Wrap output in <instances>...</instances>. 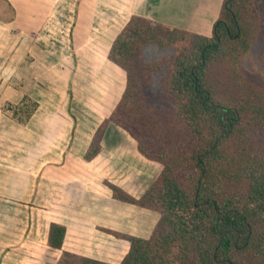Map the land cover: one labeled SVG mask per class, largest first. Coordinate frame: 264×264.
Masks as SVG:
<instances>
[{
    "label": "trees",
    "instance_id": "trees-1",
    "mask_svg": "<svg viewBox=\"0 0 264 264\" xmlns=\"http://www.w3.org/2000/svg\"><path fill=\"white\" fill-rule=\"evenodd\" d=\"M260 29L252 0H224L211 37L133 16L114 40L108 59L126 73V88L84 160L101 153L114 124L137 141L143 157L163 166L139 199L106 185L115 200L160 214L148 239L112 232L129 242L119 264H264V90L242 72ZM148 46L175 48L167 91L184 127L178 135L160 127L141 101L140 64ZM160 65L144 64L148 73ZM38 108L25 94L1 111L26 126ZM66 232L50 225L49 248L61 252L57 264H110L64 251Z\"/></svg>",
    "mask_w": 264,
    "mask_h": 264
},
{
    "label": "crops",
    "instance_id": "crops-1",
    "mask_svg": "<svg viewBox=\"0 0 264 264\" xmlns=\"http://www.w3.org/2000/svg\"><path fill=\"white\" fill-rule=\"evenodd\" d=\"M223 4L224 0H0V264L57 262L61 252L48 245L53 223L67 229L64 251L114 264L79 252L96 242L115 249L119 244L95 231L93 214L85 212L95 204L87 198L92 200L89 195L103 189L98 178L134 169L132 158L140 154L128 135L111 124L101 153L91 162L84 160L96 130L112 111L103 107V96L97 102L91 97L93 83L86 84V76L122 74L108 55L133 16L211 37ZM105 83L110 101L119 85L114 80ZM25 94L39 108L21 126L1 107L19 104ZM119 186L134 197L144 193L130 191L131 183ZM122 243L127 253L129 242Z\"/></svg>",
    "mask_w": 264,
    "mask_h": 264
},
{
    "label": "rangeland",
    "instance_id": "rangeland-1",
    "mask_svg": "<svg viewBox=\"0 0 264 264\" xmlns=\"http://www.w3.org/2000/svg\"><path fill=\"white\" fill-rule=\"evenodd\" d=\"M252 1L254 5V12L261 24V29L255 42L252 45L250 52L242 60V72L247 80L251 81L252 83L259 86V88L264 90V0ZM174 54V47L162 49L156 46H148L145 48L143 59L140 64V77L142 83L145 86L144 90L141 92V101L143 105L148 108V110H150L155 116L156 120L159 122L160 127H166L169 131H171V133L178 135V132H180V130H183L184 127L176 117L173 100L167 91L172 73V66L171 63L168 62V59L174 56ZM28 61L29 59L27 58L26 62ZM155 62H159L161 64L160 69L156 73L146 72L144 64H152ZM119 70L122 74H120L119 72H108L105 74L94 72L90 75H87L85 80V83L88 85L91 84V82L93 83L91 97L94 99V101L97 102L103 96V107H105L107 110L112 109L109 117L118 105L124 93V88H126L123 87V81L124 78L126 79V73L121 68H119ZM108 77H110L111 80L116 81L119 85L117 86V94H115V97L112 96L110 101L108 95L106 94L107 88H105V81H111L108 79ZM110 84L113 85L111 82ZM148 84L149 86H147ZM109 90L112 91L111 89ZM122 90L123 92L120 95L119 92H121ZM120 129L128 135V139H130L132 143L136 145V150L140 154L137 141L128 132H126L122 128ZM151 134L152 139L154 140H158L159 137H161L160 134L156 132V130ZM156 143L157 142H155V144ZM149 149L151 152H154L156 146L153 145L151 148L149 146ZM140 155L136 154L135 156L137 158H132V165H134V169L124 172L119 171L117 174L115 173L116 175L106 174L107 178L104 176L102 178H98L97 183L99 186L101 185V188H103L104 190L100 189L98 190L97 194L89 195L92 200L87 198V200L92 201L95 204V206L92 207L91 211H88L89 209H86L85 211L87 212V215L91 213L93 214L94 218L92 219V226L94 227L95 231L98 234H101V236L107 235L117 239L119 243L118 247L116 249L113 247L110 248L102 242H96L95 245H93L92 249L91 247L89 248L88 245V248H80L79 252H84L97 256L99 258H104L106 260H109L111 263L117 264L125 255L127 248L123 243L121 244V241L123 239L116 237L113 233L124 235H130L132 233L141 236H149V238L152 235L159 221L160 214L153 210L140 208L115 200L113 198L112 191L106 186L108 183L116 185L123 191L134 197L133 194H130L127 190L119 186V184L122 183H131L130 191L138 192L144 189L145 193L157 181L163 170V166L161 163L146 159L145 157ZM90 186L93 188V185ZM106 190L109 191L111 195H108L105 192ZM142 196L134 198L139 199ZM107 207L110 208L106 209ZM87 208H90V206ZM96 236L99 235L96 234ZM57 263L58 262L53 261L51 264Z\"/></svg>",
    "mask_w": 264,
    "mask_h": 264
}]
</instances>
